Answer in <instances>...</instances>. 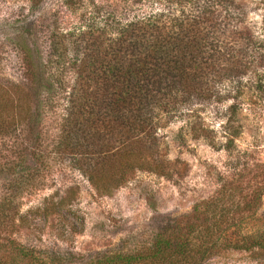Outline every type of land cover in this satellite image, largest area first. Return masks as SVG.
<instances>
[{
    "label": "trees",
    "instance_id": "obj_1",
    "mask_svg": "<svg viewBox=\"0 0 264 264\" xmlns=\"http://www.w3.org/2000/svg\"><path fill=\"white\" fill-rule=\"evenodd\" d=\"M132 1L149 9L122 20L106 16L100 23L83 14L78 25L53 33L54 47L73 73L55 157L106 194L137 173L172 174L161 153V122L181 120L201 135L204 110L218 114L220 102L231 99L224 113L233 114L245 88L264 85V12L253 30L235 0ZM98 7L91 13L98 14ZM10 46L24 82L0 77V135L23 124L32 141L41 95L53 85L32 45L19 35ZM31 157L30 151L15 154L11 172L34 169L27 163ZM70 201L67 193L49 199L45 216L69 215ZM197 208L195 203L193 219ZM19 212L11 199L0 204V264H68L65 254L50 257L14 236L28 225ZM211 226L189 222L181 229L172 221L139 250L110 252L82 264H202L222 249L264 248V242L223 240L226 228Z\"/></svg>",
    "mask_w": 264,
    "mask_h": 264
},
{
    "label": "rangeland",
    "instance_id": "obj_2",
    "mask_svg": "<svg viewBox=\"0 0 264 264\" xmlns=\"http://www.w3.org/2000/svg\"><path fill=\"white\" fill-rule=\"evenodd\" d=\"M235 1L246 24L257 30L264 0ZM93 5L99 6L98 14L91 13ZM148 9L132 0H0V77L24 82L21 61L10 46L20 35L34 48L53 85L41 95L34 140L23 124L0 135V204L11 199L25 213L28 225L13 232L19 241L50 257L65 254L68 264L139 250L172 221L180 222L181 229L189 222L199 228L220 223L226 228L223 240L264 242V85L245 88L233 114L224 113L231 99L220 102L218 114L204 110L201 135H193L181 120L161 122V153L172 172L166 177L137 173L106 194L55 157L73 73L55 49L53 33L70 30L84 17L100 23L106 16L122 20ZM27 151L34 169L11 172L14 155ZM62 193L71 199L65 205L69 215L45 216L43 206ZM202 264H264V248L222 249Z\"/></svg>",
    "mask_w": 264,
    "mask_h": 264
}]
</instances>
